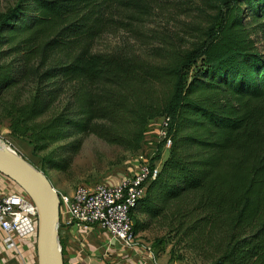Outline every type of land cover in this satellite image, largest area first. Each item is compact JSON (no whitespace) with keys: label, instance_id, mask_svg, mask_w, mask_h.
<instances>
[{"label":"trees","instance_id":"16d2710c","mask_svg":"<svg viewBox=\"0 0 264 264\" xmlns=\"http://www.w3.org/2000/svg\"><path fill=\"white\" fill-rule=\"evenodd\" d=\"M222 5L223 26L190 72L188 55L157 68L129 51H96L116 14L138 10L134 0H18L0 14V101L34 85L7 113L10 135L58 172L82 136L138 153L151 122L168 117V156L132 218L145 229L167 218L207 264H264V55L251 40L264 35V0Z\"/></svg>","mask_w":264,"mask_h":264},{"label":"rangeland","instance_id":"374dc122","mask_svg":"<svg viewBox=\"0 0 264 264\" xmlns=\"http://www.w3.org/2000/svg\"><path fill=\"white\" fill-rule=\"evenodd\" d=\"M17 1L0 0V14L12 8ZM134 1L140 4L138 10L115 15L117 28L97 41V52L129 51L157 68L168 66L174 59L188 55L190 59L196 60L190 72L204 64V57H201L204 47L218 35L224 23L226 10L222 0ZM251 40L256 50L264 55V35H254ZM157 88L160 96L169 90L165 82ZM33 93L34 85L23 83L8 91L0 101V143L46 173L60 199L71 198L79 185L115 184L126 176L132 161L138 159L140 162L139 157L145 155L142 149L138 153H131L119 146L107 144L94 135H87L82 136L81 151L66 172L45 170L40 164L45 154L33 155L26 141L11 136L10 119L7 117L11 106L26 103ZM150 125L147 132L150 131ZM167 151L164 144L160 143L152 158L148 155L146 158L153 167H159L160 162L167 158ZM4 193L21 194L10 190ZM140 223L146 225L149 222L134 213L135 242L149 249L154 258L167 257V264H207L198 251L171 233L167 218L153 222L146 229L143 225L140 227Z\"/></svg>","mask_w":264,"mask_h":264},{"label":"built area","instance_id":"2783aa9c","mask_svg":"<svg viewBox=\"0 0 264 264\" xmlns=\"http://www.w3.org/2000/svg\"><path fill=\"white\" fill-rule=\"evenodd\" d=\"M154 123L150 125L151 133L156 135L159 144L163 143L169 150L172 144L167 131L169 118L162 117ZM146 156L139 157L137 172L126 175L119 183L79 185L71 198L60 199L61 205L67 207L72 220L82 230L99 226L112 238L127 246L133 245L132 210L137 201L145 196L149 183L159 170L158 166L151 165ZM39 225L38 209L29 196L17 193L0 196V228L6 235L4 243L8 249L16 248V238L33 237L37 241Z\"/></svg>","mask_w":264,"mask_h":264},{"label":"crops","instance_id":"0c3cea01","mask_svg":"<svg viewBox=\"0 0 264 264\" xmlns=\"http://www.w3.org/2000/svg\"><path fill=\"white\" fill-rule=\"evenodd\" d=\"M151 131L153 132L152 128L142 145V150L149 158L155 154L159 144L156 135ZM156 132L157 130L154 133ZM138 169L139 161L135 159L125 175L133 174ZM6 190L22 194L14 182L0 174V196ZM58 233L64 264H167V257L154 258L149 249L137 242L127 246L112 238L99 226L82 230V227L72 220L65 205L60 207ZM5 237V233L0 228V264H39L35 238H16V248L8 249L4 243Z\"/></svg>","mask_w":264,"mask_h":264},{"label":"water","instance_id":"95a60500","mask_svg":"<svg viewBox=\"0 0 264 264\" xmlns=\"http://www.w3.org/2000/svg\"><path fill=\"white\" fill-rule=\"evenodd\" d=\"M0 174L14 182L38 209V263L64 264L58 233L60 196L46 175L8 147H0Z\"/></svg>","mask_w":264,"mask_h":264},{"label":"bare ground","instance_id":"6f19581e","mask_svg":"<svg viewBox=\"0 0 264 264\" xmlns=\"http://www.w3.org/2000/svg\"><path fill=\"white\" fill-rule=\"evenodd\" d=\"M0 147L1 148H6V146L4 144H2V143H0Z\"/></svg>","mask_w":264,"mask_h":264}]
</instances>
